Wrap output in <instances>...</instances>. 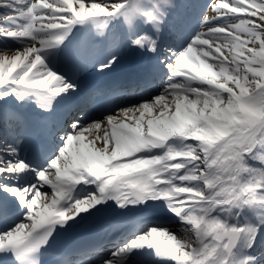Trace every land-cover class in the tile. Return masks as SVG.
Returning <instances> with one entry per match:
<instances>
[{
    "label": "snow or ice",
    "instance_id": "obj_1",
    "mask_svg": "<svg viewBox=\"0 0 264 264\" xmlns=\"http://www.w3.org/2000/svg\"><path fill=\"white\" fill-rule=\"evenodd\" d=\"M190 6L0 0V264H74L58 239L105 217L152 222L96 264H264V0H205L207 32ZM122 65L114 108L77 78Z\"/></svg>",
    "mask_w": 264,
    "mask_h": 264
},
{
    "label": "bare ground",
    "instance_id": "obj_2",
    "mask_svg": "<svg viewBox=\"0 0 264 264\" xmlns=\"http://www.w3.org/2000/svg\"><path fill=\"white\" fill-rule=\"evenodd\" d=\"M184 1H187V0H183ZM205 0H192L191 1V4L194 5V7H199L200 5H202L204 3ZM220 0H217V3H219ZM185 3V2H184ZM190 10V13L192 15H190V18L192 17L194 19V23L197 22V19L198 17L200 16L201 12L195 9H189ZM212 14H214L213 10H210L208 12V14L206 16H211ZM119 25L117 26H113L112 23H110L109 25H107V28H108V31L111 30L113 32H116L119 30ZM194 26H192V28H189V30H192ZM202 30V29H201ZM208 31V28H204L202 32H207ZM93 40H94V54L96 57H102L104 54H105V50H106V45L105 43L103 42L102 40V34L101 32H98V30L96 29L95 30V26L93 25L91 27V32H90ZM123 68L124 66L122 65L120 68L116 69L115 71L113 72H106V73H98L95 71V69H92L91 67H89V69H87L86 72H81V73H78L77 74V78L80 79L81 81H84V84L85 85H90L91 88L95 87L94 83H101L103 80H105L104 78L106 77L105 75H111V76H114L117 72H120V75L118 76V80H121L122 78H124L125 76V73L123 72ZM61 71H64V72H71L73 71L72 69V66L69 64L67 66H61ZM182 79V78H181ZM100 80H102L101 82H99ZM118 82V81H117ZM124 82H129L128 80L124 81ZM123 83V82H122ZM157 83H159V81H157ZM132 86V85H131ZM131 87H126V85H121L118 87V89H120L121 91H123V93H126L127 90H130ZM125 89V90H124ZM132 89V88H131ZM120 94V92H119ZM135 96H132L130 98H126L120 102H115L116 100H112L114 101L115 103L114 104H118V103H124L126 102V100H129V99H134ZM116 98H120V97H116ZM39 104H40V101L38 100V98H33L30 102H29V105L26 106V111L30 114H35V115H38V113H40L41 109L39 107ZM55 118H53L52 120L49 121V124H51L53 122ZM50 127H53L52 125H50ZM89 139H91V136H89ZM97 147H99V145H97ZM78 188H80L81 186H77ZM49 191V194H51V189L49 188L48 189ZM113 202L112 201H109V204H112ZM110 211H115V209H111ZM125 222H120V223H115V222H112L110 221L107 217L104 218V222L103 224L100 226V228L102 227H108L110 228L111 226H120V225H123ZM145 224V222L143 223ZM169 228L170 231H175L176 234H177V238L178 239H187V238H190L188 235L187 236H184V237H181V234L183 232H186V227L184 225H181V224H171V225H168L166 226ZM97 229L95 231L94 234H101V233H104L106 231V229ZM191 238H194V237H191ZM96 264V263H95Z\"/></svg>",
    "mask_w": 264,
    "mask_h": 264
},
{
    "label": "rangeland",
    "instance_id": "obj_3",
    "mask_svg": "<svg viewBox=\"0 0 264 264\" xmlns=\"http://www.w3.org/2000/svg\"><path fill=\"white\" fill-rule=\"evenodd\" d=\"M226 19H228V18H226ZM228 22L231 23L232 20H231V19H228ZM101 26H102V27L106 26V23H105V24H102ZM204 28H206V26H205ZM204 28H203V29H204ZM187 235H188L187 232H184V233L181 234V237H184V236H187ZM187 239H189V238H187Z\"/></svg>",
    "mask_w": 264,
    "mask_h": 264
}]
</instances>
